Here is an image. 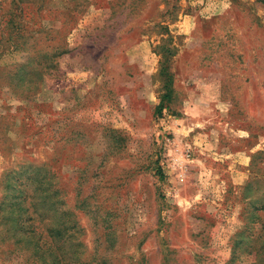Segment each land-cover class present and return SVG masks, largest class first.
<instances>
[{
    "label": "rangeland",
    "instance_id": "rangeland-1",
    "mask_svg": "<svg viewBox=\"0 0 264 264\" xmlns=\"http://www.w3.org/2000/svg\"><path fill=\"white\" fill-rule=\"evenodd\" d=\"M0 264H264V2L0 0Z\"/></svg>",
    "mask_w": 264,
    "mask_h": 264
},
{
    "label": "trees",
    "instance_id": "trees-1",
    "mask_svg": "<svg viewBox=\"0 0 264 264\" xmlns=\"http://www.w3.org/2000/svg\"><path fill=\"white\" fill-rule=\"evenodd\" d=\"M262 1L264 2V0H262ZM165 71H167V69L163 68L162 72L165 73ZM171 80H172L171 74L168 73L167 74V78H166V83H165L166 93L163 96V99H162V102L159 105V108L163 107V103H164L165 100L169 101V99H170L171 87L169 86V83L171 82ZM20 245L24 249L28 250V252L31 251V253L34 254V257L41 255V250H40V248H38L40 246V244L38 242H35L33 244H31V243L23 244V238H20ZM66 263H68V262H66Z\"/></svg>",
    "mask_w": 264,
    "mask_h": 264
}]
</instances>
